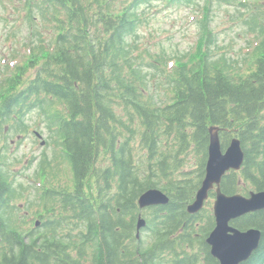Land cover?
I'll list each match as a JSON object with an SVG mask.
<instances>
[{
  "label": "trees",
  "instance_id": "16d2710c",
  "mask_svg": "<svg viewBox=\"0 0 264 264\" xmlns=\"http://www.w3.org/2000/svg\"><path fill=\"white\" fill-rule=\"evenodd\" d=\"M119 1L24 0L30 28L40 19L52 39L30 47L0 82V264H219L206 243L215 227L211 204L187 212L205 175L213 126L221 129L223 149L238 138L245 154L223 192L264 191V0H216L236 7L257 39L247 72L216 58L210 33L197 58L164 67L162 75L138 48L143 9L200 0ZM157 74L161 83L152 82ZM33 113L72 182H44L39 221L31 224L6 154L8 135L27 134ZM152 189L170 202L141 211L139 198ZM140 216L146 226L138 237ZM234 226L262 231L244 264H264V210Z\"/></svg>",
  "mask_w": 264,
  "mask_h": 264
},
{
  "label": "rangeland",
  "instance_id": "374dc122",
  "mask_svg": "<svg viewBox=\"0 0 264 264\" xmlns=\"http://www.w3.org/2000/svg\"><path fill=\"white\" fill-rule=\"evenodd\" d=\"M122 2L124 0L118 4ZM198 4L181 6L155 1L143 9L146 19L139 29L138 48L148 61H157L159 70H153L154 75L155 72L162 75L161 69L165 67L169 71L181 60L197 58L210 33L214 35L212 48L217 53L216 58L225 56L234 60L241 65L240 73L247 72L257 39L239 22L237 8L216 0H200ZM26 12L24 0H0V82L23 64L30 55V47L47 44L52 39L40 19L35 22L34 29L30 28ZM32 30L41 34L34 37ZM157 75L152 82L161 83L162 78ZM40 120L37 114H30L27 134L8 135L10 145L6 154L10 173L21 195V213L30 218L31 224L39 221L36 213L42 211L39 193L44 182L46 186H70L72 182L70 167L61 157L60 150L49 144V132Z\"/></svg>",
  "mask_w": 264,
  "mask_h": 264
},
{
  "label": "water",
  "instance_id": "95a60500",
  "mask_svg": "<svg viewBox=\"0 0 264 264\" xmlns=\"http://www.w3.org/2000/svg\"><path fill=\"white\" fill-rule=\"evenodd\" d=\"M219 127L209 129L210 141L208 148V161L206 175L198 190L195 201L188 206L190 214H196L204 207L209 192L215 187L216 201L214 203V216L216 227L207 239L211 247V254L220 264H242L248 261L259 248L261 231L252 228L247 231L232 227L230 223L249 213L264 210V191L250 194L249 198L242 195H226L221 191V182L230 170L239 171L244 163V151L238 138L232 140L229 147L223 151L220 140ZM169 197L160 190L152 189L143 193L138 201L139 208L166 205ZM146 221L140 217L138 221V237Z\"/></svg>",
  "mask_w": 264,
  "mask_h": 264
},
{
  "label": "flooded vegetation",
  "instance_id": "af4514ba",
  "mask_svg": "<svg viewBox=\"0 0 264 264\" xmlns=\"http://www.w3.org/2000/svg\"><path fill=\"white\" fill-rule=\"evenodd\" d=\"M245 196H247V191H245V192H242Z\"/></svg>",
  "mask_w": 264,
  "mask_h": 264
}]
</instances>
